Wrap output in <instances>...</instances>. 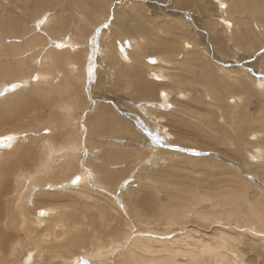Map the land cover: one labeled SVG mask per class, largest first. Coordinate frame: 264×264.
Returning a JSON list of instances; mask_svg holds the SVG:
<instances>
[{"label": "rangeland", "instance_id": "1", "mask_svg": "<svg viewBox=\"0 0 264 264\" xmlns=\"http://www.w3.org/2000/svg\"><path fill=\"white\" fill-rule=\"evenodd\" d=\"M221 1L223 9L216 0H0V50L13 71L0 86L28 76L24 88L1 98L0 137L24 136L0 153V163L16 148L15 158L31 148L28 174L54 148L49 164L57 178L37 191L54 198L38 207L55 211L32 227L37 211L26 195L25 226L42 230L63 207L77 218L68 235L67 227L56 229V241L50 234L29 264L79 257L92 264H264V157L250 158L264 149V0ZM42 14L51 18L44 28L36 24ZM70 33L81 46L58 52L50 38ZM129 37L136 44L125 55L118 42ZM151 56L162 62L152 66ZM153 67L164 76H152ZM39 70L51 74L33 82ZM83 169L88 181L72 185L68 179ZM16 196L3 195L1 207H15ZM78 229L103 254L79 247ZM23 239L10 243L16 252L0 254V264H16L21 248L25 262L35 246Z\"/></svg>", "mask_w": 264, "mask_h": 264}, {"label": "bare ground", "instance_id": "2", "mask_svg": "<svg viewBox=\"0 0 264 264\" xmlns=\"http://www.w3.org/2000/svg\"><path fill=\"white\" fill-rule=\"evenodd\" d=\"M219 2V4L222 6L221 8L223 9L224 6H225V3L222 2L221 0H216ZM44 3V2H43ZM138 3V2H137ZM47 4V3H46ZM49 4V3H48ZM141 4V3H140ZM45 5V4H44ZM55 5V4H54ZM59 5V4H58ZM249 5V4H248ZM52 7V6H51ZM140 8V7H139ZM118 9V8H117ZM137 9V8H135ZM142 9V8H141ZM254 9V8H253ZM45 13V12H44ZM126 14V13H125ZM138 16H139V13H137ZM130 15V14H129ZM126 16V15H124ZM128 16V15H127ZM137 16V15H136ZM124 18V17H123ZM136 18V17H135ZM50 15L49 14H42V16L36 21V24L38 25V27L40 28H44L45 26L48 25V22L50 21ZM113 19V18H112ZM132 19V18H131ZM96 20V19H95ZM136 20V19H135ZM133 21V19H132ZM66 22V20H65ZM56 23V22H55ZM50 24V23H49ZM80 24V23H79ZM135 24V23H134ZM258 24V23H257ZM8 25V24H7ZM78 25V24H77ZM256 25V24H255ZM42 26V27H41ZM62 26V25H61ZM138 26V25H137ZM258 27H260L259 25H257ZM256 26V27H257ZM124 27V26H123ZM15 28V27H14ZM55 28V27H54ZM59 28V27H57ZM68 28V27H67ZM83 29V26L82 27H79V29ZM122 28V27H121ZM3 29V28H2ZM12 29V28H11ZM73 29V28H72ZM77 29V28H76ZM79 29H77L79 31ZM126 30V29H125ZM14 31V29H13ZM74 31V30H73ZM109 31V30H108ZM14 32H17V31H14ZM74 33V32H73ZM264 33V32H263ZM80 34V33H79ZM105 34V33H104ZM71 35V33H70ZM75 35V33H74ZM65 36V35H64ZM62 37V39L60 38H56L52 37L50 38L49 41L51 40H54L53 42H55V44L53 45V47H56L57 49H61L59 50L58 52H65V49H69L70 50H74L75 48L81 46L80 44V41H78L76 38H74L72 35L71 36H65V37ZM25 37V36H24ZM101 37V36H100ZM99 37V38H100ZM103 37V35H102ZM55 38V39H54ZM134 37H129V38H125L122 42H118V45L120 46L121 49H123L124 51L122 52L123 54L126 55L128 49L131 50V48L134 46V44H136V38ZM51 43V42H50ZM30 44V43H29ZM31 45V44H30ZM185 46L186 47H192L191 44L189 42H185ZM136 48V47H135ZM68 51L66 50V53ZM130 52V51H129ZM128 52V53H129ZM133 52V50H132ZM127 53V54H128ZM80 54V53H79ZM121 54V52H120ZM122 54V55H123ZM130 54V53H129ZM128 54V55H129ZM3 55H4V51L0 50V78L4 77V75L8 76V75H12L13 71L12 70H6V68H4V64L5 63V60L3 59ZM127 55V58H129ZM151 55V54H150ZM23 56V55H21ZM51 56V54H50ZM49 56V57H50ZM52 56H53V52H52ZM156 56V55H155ZM16 57H19V55H17ZM54 57V56H53ZM124 57V56H123ZM12 58V57H11ZM52 59V57H50ZM72 58V56L70 57ZM79 58V57H78ZM42 59V58H41ZM54 59V58H53ZM75 59V58H74ZM128 60V59H127ZM147 61H150L152 62V66L162 62V59L160 57H147L146 58ZM52 61V60H51ZM59 61V60H58ZM57 61V62H58ZM79 61V60H78ZM136 61V60H135ZM45 62V61H44ZM129 62V61H128ZM77 61H73L72 64H71V67L73 69H77ZM13 64V63H12ZM79 64V63H78ZM8 65V64H7ZM17 65V64H16ZM19 66V65H18ZM16 66V67H18ZM23 67V66H22ZM15 68V67H14ZM28 68V67H27ZM17 69V68H15ZM19 70V69H18ZM23 69H21L22 71ZM122 70V69H121ZM19 72V71H18ZM69 72V71H68ZM16 73V71H15ZM126 73V72H125ZM48 74L49 72H44L43 70H39V71H34L33 72V75H31L32 77V81L33 82H38L40 79H45L46 78L48 79ZM51 74V73H50ZM49 74V75H50ZM150 74L152 76H154L155 78H162L164 75H161V71L160 70H156L154 67L151 68V71H150ZM256 76V75H255ZM30 77V76H29ZM8 78V77H7ZM52 78V77H51ZM25 79H28V76L26 77H21V78H18V79H15V80H10V81H7V82H4L2 84V86H0V93H3L2 95H0V103L1 101L6 98V99H9L8 97H11V95H14L17 91H19L20 89L24 88L25 87V82L26 80ZM55 79V78H54ZM140 79V78H138ZM133 80V79H132ZM145 81V80H144ZM143 81V82H144ZM134 82V80H133ZM141 82V81H140ZM142 82V83H143ZM141 83V84H142ZM145 84H143V88L144 89H151L153 90L155 87L153 85H151V83H148V82H144ZM245 83V82H244ZM243 83V84H244ZM264 82H260L259 85H260V88L263 85ZM36 84V83H35ZM12 85H15V88L13 89L12 88ZM41 90V89H40ZM155 91V90H154ZM11 92V93H10ZM23 92V91H22ZM143 92V91H142ZM146 92H144L145 94ZM56 94V93H55ZM143 94V95H144ZM161 94H163V99H167L168 98V92L166 90H163L161 92ZM183 94V93H182ZM181 94V95H182ZM32 95V94H31ZM150 96V95H149ZM31 97V96H29ZM3 98V99H1ZM234 98V97H232ZM238 99V98H236ZM235 98L232 99V101H235L236 100ZM25 100V101H24ZM23 101L26 103V101L28 100L27 98H25ZM230 100V99H229ZM237 102V101H236ZM24 104V103H23ZM10 105V104H9ZM9 105L7 107H9ZM238 105V104H237ZM24 107V106H23ZM26 107V105H25ZM138 107V106H137ZM94 108V107H93ZM239 108V107H238ZM10 109V108H9ZM17 109V108H16ZM107 110V109H106ZM241 110V109H239ZM84 112V111H83ZM101 113V112H100ZM5 114V113H4ZM23 114V113H22ZM27 114V113H26ZM103 114V113H102ZM10 115V114H9ZM9 115H6V118H8L9 120L13 121L12 119L9 118ZM24 115V114H23ZM111 116V115H110ZM41 117V116H40ZM99 117L101 118L100 114H98L97 116H95L96 120L98 121ZM132 117H133V114H132ZM149 117V116H148ZM0 118L3 119L4 116H1L0 115ZM5 118V119H6ZM15 118V117H14ZM4 119V120H5ZM102 119V118H101ZM3 120V121H4ZM100 120V119H99ZM5 121H8V120H5ZM60 122V121H59ZM6 123V122H5ZM4 123V124H5ZM11 123V122H9ZM93 123V122H91ZM3 124V122H2ZM245 128V127H244ZM53 129V128H52ZM242 129V128H241ZM49 130V129H48ZM246 129H243L242 130V133L241 135L245 132ZM249 131V130H247ZM63 134V133H62ZM7 137H0L2 140H3V143H0V153L2 154V152L4 150H7L13 146H15V144L17 143L18 141V138L21 137V136H24L23 133L21 135V133H18L17 131H11L10 133H7ZM10 138V139H9ZM77 140V139H76ZM51 141V140H50ZM263 141V140H262ZM53 143V142H52ZM141 143V142H140ZM262 143V142H261ZM3 145V146H1ZM50 145V144H49ZM48 145V146H49ZM261 145V144H260ZM264 145V143H263ZM19 146V145H18ZM47 146V145H46ZM76 146V145H75ZM74 147V146H73ZM73 147L69 146V149L67 151L71 152ZM20 148V147H19ZM49 148V147H48ZM22 149H24V151L21 152V157H14V156H17L19 155V152L21 151H18V148L14 149V153H13V156L11 158H8L6 159V162L3 160L1 163H0V168H1V176H0V200H1V197L3 195H5L6 193H11L12 191L14 192L15 195H17V199H16V203H15V207H9L8 206V203H7V206L8 207H1V202H0V254L3 255L4 257L8 258L10 257L9 255H13L15 254L16 252V249H12L10 247V243H14V241H17L15 244H18L23 238L26 239L27 241H24V242L28 247L29 245L31 246H35L33 249L29 250L28 248V253H29V257L25 260L24 263H20V260H21V256L24 255V249L25 248H21L20 250H18V256L15 258V263L16 264H29V262H31L35 257L38 256V254L42 255V250L45 249L44 247V244L47 242V241H50V234L52 235V239L54 241H56L59 236L56 234V229L58 227L60 228H64V227H67L65 229V231L63 233H66L68 235V232H70L68 230V225H69V222L70 220H73L75 223H77V218L73 217V216H69L68 215V209L66 207H63L61 208V212L59 215H54L55 218L54 220H52V224H50L51 220L49 221V223L47 224V227H45L44 229L42 228L41 229H38L39 231L37 230H27L26 229V226L25 224L27 223V217H29L30 215V211L28 212V209L27 207H25L27 204V200H26V195H30L31 194V197L28 198V200H31V202L33 203L34 205V210L37 211V215H33L32 212V216H34V219L35 222L32 221V227H37L38 225L42 226L44 224L42 223H46L47 222V219L49 216L47 215H50L52 213H54V206H47L45 207V209H42L39 208L38 206H43L45 205L47 202L46 200L50 199V198H53L51 197L50 195L48 196H45V195H42L40 194L39 192L41 191H37V187L38 186H42L41 183H48V182H51L53 183L54 181H51V177H56L57 178V173L53 172L52 169H53V166L52 164L49 162L51 161V158H52V155L55 151L54 148L50 147L49 149V153H48V158L46 162L42 163L41 165V168H38L39 167V164L36 166V169L33 171V172H29L28 174H26L24 171L27 170L28 167H30V162H31V159H29V157L31 158V148H28V147H23ZM59 149V148H58ZM94 150V149H92ZM60 151V150H59ZM77 151V150H76ZM89 152V151H88ZM57 153V151H56ZM77 153V152H76ZM230 153V152H229ZM69 154V153H68ZM94 154V153H93ZM151 155V154H150ZM251 157L253 160L255 159H258V158H263L264 157V149H262V147L256 151H254L253 153L250 154ZM66 156V155H65ZM68 156V155H67ZM15 158V159H14ZM1 159V158H0ZM1 161V160H0ZM33 162V161H32ZM69 164V163H68ZM71 168V165H69ZM139 166V165H138ZM45 171V174H41L42 170ZM66 169H68V166L66 167ZM88 169V168H87ZM64 170V169H63ZM106 170V169H105ZM65 171V170H64ZM63 171V172H64ZM107 171V170H106ZM15 172V173H14ZM21 173L22 175L20 176L19 173ZM93 172V171H92ZM91 172V173H92ZM14 173L17 175V182H16V185L15 188L12 189L13 187V184H11V179L13 176H11V174ZM34 173V174H33ZM38 173V175H36ZM57 174V175H56ZM28 177H26V176ZM61 175V173H60ZM88 175L86 170L83 169L82 172L80 174H77L75 176H73L71 179H68L70 180L69 182H71L72 185H79V184H83V182L85 183V181L87 180L88 178ZM95 175V174H94ZM10 176H11V179H10ZM60 177V176H59ZM76 177H79V182L78 183H73V180L76 178ZM14 178V177H13ZM23 178H25V181L27 182V190L25 191H21V185L23 183ZM60 179V178H59ZM92 179V178H91ZM55 180V179H53ZM13 181V180H12ZM61 181V180H60ZM88 181V180H87ZM96 181V180H95ZM57 182V180H56ZM65 184H67V181H64ZM59 183V182H58ZM54 185V184H53ZM58 185H61L60 183ZM63 185V184H62ZM70 185V184H69ZM80 185V186H82ZM56 186V185H55ZM66 186V185H65ZM60 187V186H59ZM106 188V187H105ZM107 189V188H106ZM43 192V191H41ZM45 193V192H44ZM58 196V195H57ZM63 196V195H62ZM61 195L59 197H56L55 200H58L60 199L61 200ZM68 197V196H67ZM13 198V197H12ZM32 198V199H31ZM48 198V199H46ZM14 199V198H13ZM54 199V198H53ZM11 203V202H10ZM12 205V204H10ZM6 209H8V212H6ZM18 212H16V210H18ZM5 210V211H4ZM40 213V214H39ZM41 213H44L45 215H41ZM47 216V217H46ZM53 216V215H52ZM18 217H19V222L17 221L18 220ZM17 219V220H16ZM29 222H30V219H29ZM80 222V221H79ZM31 224V223H30ZM77 225H75V228H78ZM71 227V226H70ZM28 228V227H27ZM40 228V227H38ZM74 226L70 229V230H74L75 229ZM29 229V228H28ZM78 232L80 233H77V238L76 240H78V243L80 244L79 247H82L83 250H91V251H94L95 254L97 255H100V254H103V250L100 249L101 248V244L98 245V243L93 244L92 241L88 240L87 238V234H84L82 233L81 231H79L78 229ZM31 237V239H30ZM30 239V240H29ZM88 243H85L87 242ZM127 241V240H126ZM67 242V241H66ZM64 244V243H63ZM72 244V243H71ZM84 244V245H82ZM67 245V244H65ZM87 245V247H86ZM120 245V244H119ZM16 246V245H15ZM21 246V245H20ZM23 246V245H22ZM68 246V245H67ZM73 247L74 246H77L76 244L72 245ZM114 246V245H113ZM112 246V247H113ZM128 246V245H127ZM24 247V246H23ZM72 247V248H73ZM78 247V246H77ZM120 247V246H119ZM211 247V246H210ZM17 248V247H16ZM213 248V247H212ZM173 249V248H172ZM192 249V248H191ZM215 249V248H214ZM192 250H195V249H192ZM205 250V248H204ZM185 251V250H184ZM197 251V250H196ZM203 251V249H202ZM91 254V253H90ZM89 255V254H88ZM198 255V253H197ZM125 256V255H124ZM127 256V255H126ZM125 256V257H126ZM194 256V255H193ZM15 257V256H14ZM195 257V256H194ZM193 258V257H192ZM112 259V258H111ZM195 259V258H194ZM126 260V258H125ZM71 261V260H70ZM113 261V260H112ZM111 261V262H112ZM34 262V261H33ZM114 262V261H113ZM96 263V262H95ZM93 262V264H95ZM73 264H92V259H89L88 257H79V258H75V260L73 261ZM111 264V263H110Z\"/></svg>", "mask_w": 264, "mask_h": 264}, {"label": "snow or ice", "instance_id": "3", "mask_svg": "<svg viewBox=\"0 0 264 264\" xmlns=\"http://www.w3.org/2000/svg\"><path fill=\"white\" fill-rule=\"evenodd\" d=\"M104 27H107V25H104ZM12 88L14 89L15 88V85H12ZM3 93H0V95H2ZM10 139V138H9ZM0 143H3V140L0 139ZM79 177H76L74 180H73V183H78L79 182ZM41 215H44V213H41Z\"/></svg>", "mask_w": 264, "mask_h": 264}]
</instances>
